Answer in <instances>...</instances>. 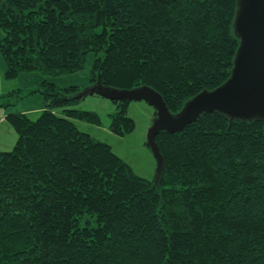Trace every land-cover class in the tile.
<instances>
[{
  "label": "trees",
  "instance_id": "trees-1",
  "mask_svg": "<svg viewBox=\"0 0 264 264\" xmlns=\"http://www.w3.org/2000/svg\"><path fill=\"white\" fill-rule=\"evenodd\" d=\"M237 7L0 0V50L7 76L75 72L93 52L90 83L149 85L176 113L230 77ZM81 90L44 78L29 90L44 96L39 117L7 114L18 137L0 150V264H264V119L212 111L181 131L161 130L164 165L150 180L78 126L101 122L74 106ZM114 101L110 128L123 135L135 120L128 99Z\"/></svg>",
  "mask_w": 264,
  "mask_h": 264
},
{
  "label": "water",
  "instance_id": "water-1",
  "mask_svg": "<svg viewBox=\"0 0 264 264\" xmlns=\"http://www.w3.org/2000/svg\"><path fill=\"white\" fill-rule=\"evenodd\" d=\"M234 31L240 43L230 77L214 89H204L173 113L163 95L149 85L107 86L100 79L78 95L100 94L111 99H145L156 109L148 130V144L157 159V179L164 165L156 135L163 129L181 131L205 112L219 111L231 119H264V0H238Z\"/></svg>",
  "mask_w": 264,
  "mask_h": 264
},
{
  "label": "rangeland",
  "instance_id": "rangeland-1",
  "mask_svg": "<svg viewBox=\"0 0 264 264\" xmlns=\"http://www.w3.org/2000/svg\"><path fill=\"white\" fill-rule=\"evenodd\" d=\"M3 35L4 31L0 29V38ZM94 57V53L90 52L85 66L71 73L45 75L40 72H22L16 76H7L6 61L0 50V95L9 94L4 100L10 101L7 105L0 102V150L12 149L18 137L17 130L7 117L9 112L24 111L31 118L36 119L45 107L43 94L40 91L29 92V90L36 88L44 78L60 86L78 84L82 89L85 88L91 84ZM15 92L18 93L15 95ZM2 99L1 96L0 101ZM74 106L94 110L101 118L99 124L76 119L81 129L111 144L113 150L130 163L139 175L150 180L157 179V159L148 144L147 137L148 130L156 117V109L153 105L145 99L129 100L127 112L134 118L135 128L123 135L115 133L110 128L111 115L117 108V103L113 99L100 94H89L80 97Z\"/></svg>",
  "mask_w": 264,
  "mask_h": 264
}]
</instances>
